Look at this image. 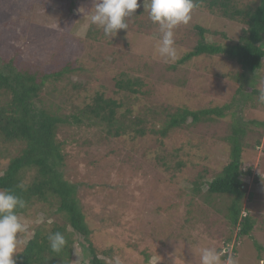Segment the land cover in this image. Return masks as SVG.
<instances>
[{"label": "rangeland", "instance_id": "rangeland-1", "mask_svg": "<svg viewBox=\"0 0 264 264\" xmlns=\"http://www.w3.org/2000/svg\"><path fill=\"white\" fill-rule=\"evenodd\" d=\"M237 1L240 8H253L259 0ZM67 2L0 0V69L53 73L71 65L74 71L49 80L41 91L47 104L61 107V114L77 112L98 90L123 103L117 117L126 128L119 136L85 118L59 130L66 152L62 171L77 187L89 229L88 239L74 234V264H89L91 243L101 258L114 264H201L200 251L206 247L222 253V264H264V250L259 249L264 248V102L260 95L241 98L252 89L264 90V67L237 82L241 68L224 56L166 62L157 52L161 34L144 0L128 18V30L113 38L101 28L88 34L90 26L99 28L91 23L95 0H73L71 11ZM197 25L211 31L207 42L225 47L247 28L218 11L195 8L192 21L175 30L178 60L197 45ZM115 78H141L142 85L136 93L121 90ZM74 82L80 86L75 88ZM181 108H223L224 114H208L198 123L189 119L163 135L168 114ZM234 121L246 129L242 168L252 172L243 176V213L255 220L250 234L241 238L228 217V195L206 200L204 184L198 195L191 193L201 175L210 181L230 161L225 137ZM136 129L146 132L139 135ZM255 140L260 145L254 146ZM21 147L0 139V175ZM178 160L185 163L181 168ZM20 217L29 225L21 252L37 230L46 234L54 221L65 218L56 204L43 201H35Z\"/></svg>", "mask_w": 264, "mask_h": 264}, {"label": "trees", "instance_id": "trees-1", "mask_svg": "<svg viewBox=\"0 0 264 264\" xmlns=\"http://www.w3.org/2000/svg\"><path fill=\"white\" fill-rule=\"evenodd\" d=\"M194 2L196 8L205 7L212 12L218 11L227 19L241 21L247 25V28L237 42L225 47L216 41L207 42L206 36L211 31L197 25L200 39L192 50L177 60L179 64L201 55L224 56L240 66L242 72L235 76L237 82L242 81L247 72L255 73L264 67V0H259L253 8H240L237 0H194ZM74 5L73 0H70L69 4L67 2L68 10H73ZM95 30L98 32L100 28L90 26L88 34ZM116 61L117 58L112 59L110 63L115 64ZM8 70L11 73L0 69V139L7 143L20 142L22 147L17 155L11 156L0 175V190L12 191L26 202L25 208L17 209L19 216L23 215L35 201H43L50 205L56 204L57 212L63 213L65 217L64 222L54 221L51 230L46 234L37 230L24 250L16 256L17 264H74V234L78 232L88 239L89 229L77 198V187L64 176L62 171L66 152L64 140L58 138L59 130L66 123L81 124L85 118L87 122L105 124L107 133L119 136L126 128L122 129L119 125L122 119L117 117L118 109L123 103L119 99L106 97L104 91L98 90L84 107L76 110L77 112L70 115L61 114V107L47 104L41 96V91L49 80L60 79L64 73L74 71L71 65H66L62 70L53 73L31 72L22 67L19 70L13 68ZM115 79L118 89L133 93L139 92L138 87L142 85L141 78H135L134 81L129 78ZM249 85L252 87V84ZM73 86L77 88L80 84L75 83ZM243 88L242 85L239 86V94L242 93ZM260 92L252 89L250 95H241V98L245 97L244 101L252 100L253 95H260ZM239 100L241 101L240 97ZM228 107L229 105H225L223 108ZM223 108L178 109L168 114L169 119L161 133L166 136L172 129L186 124L189 119L191 123H198L208 114L222 115ZM138 122L142 121L138 120ZM136 132L143 135L146 131L136 129ZM245 135L246 129L243 123L234 121L231 125V133L225 137L230 145V161L210 181H205L201 175L191 190V193L198 195L203 189L201 184L207 185L204 193L206 200H211L217 195H228L231 199L227 206L228 217L233 228H239L240 238L248 236L255 224L251 215L243 213V209L247 210L243 207L247 197L243 176L252 175L250 169L244 171L242 168ZM260 143V140H255L253 145ZM184 164V161H177L178 168ZM57 231L61 232L67 241L60 252L52 251L48 241V235ZM259 249L264 250L262 247ZM90 250L92 258L89 264H114L101 258L92 243ZM223 256L225 258L227 253Z\"/></svg>", "mask_w": 264, "mask_h": 264}, {"label": "clouds", "instance_id": "clouds-1", "mask_svg": "<svg viewBox=\"0 0 264 264\" xmlns=\"http://www.w3.org/2000/svg\"><path fill=\"white\" fill-rule=\"evenodd\" d=\"M143 6L161 34L157 45L159 56L166 62L175 63L179 58L175 47V30L192 21L196 8L194 0H144ZM140 7V0H95L91 23L113 38L120 30H128V18ZM259 100L264 102V90H261ZM25 207L26 202L19 195L0 190V264H17L15 257L21 252L23 237L29 232V225L23 222L17 209ZM48 241L54 252H60L67 243L59 231L50 233ZM221 256L222 253L212 247L200 251L201 264H222ZM231 264L235 262L231 261Z\"/></svg>", "mask_w": 264, "mask_h": 264}]
</instances>
